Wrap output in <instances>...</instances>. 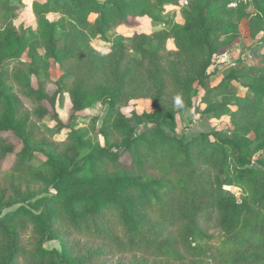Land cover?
<instances>
[{
  "label": "rangeland",
  "instance_id": "374dc122",
  "mask_svg": "<svg viewBox=\"0 0 264 264\" xmlns=\"http://www.w3.org/2000/svg\"><path fill=\"white\" fill-rule=\"evenodd\" d=\"M35 2L0 0V5L15 8L11 16L0 19V75L5 78L7 93V103L4 97L0 99V247L19 250L14 264H32L33 257L37 264L41 252L49 258L63 253L71 264H226L187 258L175 263L130 254L94 235V228L101 225L127 246L126 239L139 232L136 217L156 222V209L148 200L155 193L151 184L157 172L136 167L131 156L122 152V137L104 118L119 83L117 114L152 111L156 87L149 86L147 77L155 67L139 49L154 48L166 38L162 66L170 81L174 74L179 75L192 88V107L174 115L173 134L189 141L200 133L218 131L225 137L235 134L252 141L255 123L242 114L255 111L259 104L237 100L247 96L245 85L252 79H264V5L245 3L228 8V0H177V5L166 8L165 23L148 17L136 18L132 25L114 22L106 39L100 40L65 14L37 17ZM203 21L209 29L207 39L216 50L207 68L210 76L201 88L198 75L207 54L200 46L205 37L199 29ZM182 26L189 28L181 34L184 42L198 46L200 53L193 58L183 55L169 35L174 27ZM49 27L57 45L54 58L44 48ZM73 30L87 33L83 40L86 49L69 60L63 57L70 43L63 34ZM14 42L21 43L18 53L1 59ZM125 70L123 84L119 79ZM14 74L29 78V88L36 91L40 86V92L27 96ZM224 77L230 80V94L223 101L235 116L215 117L206 110L222 100L208 103L204 95ZM172 90L168 88L166 101H171ZM149 128L141 125L136 133ZM104 150L116 155L129 170L99 162ZM250 156L253 166H264V144L253 141ZM20 162L26 163L24 171L15 172L13 168ZM121 178L127 181L122 183L123 189L112 188ZM132 183L140 187L138 194L132 191ZM224 190L236 198L241 194L234 187ZM83 200H103V206L95 211L97 207L85 206ZM206 231L207 242L219 245L222 233L215 224L206 226ZM174 236L172 232L170 238Z\"/></svg>",
  "mask_w": 264,
  "mask_h": 264
},
{
  "label": "trees",
  "instance_id": "16d2710c",
  "mask_svg": "<svg viewBox=\"0 0 264 264\" xmlns=\"http://www.w3.org/2000/svg\"><path fill=\"white\" fill-rule=\"evenodd\" d=\"M253 3L264 5L263 2ZM175 5L177 0H36L33 12L37 17L65 14L86 27L93 37L105 40L114 22L132 25L136 18L148 17L153 22L165 23L163 14L166 8ZM14 9L8 4H1L0 19L4 15L11 16ZM206 16L205 14L204 21L207 20ZM204 21L199 25L205 36L202 37L200 46L207 52L203 56L204 65L198 75L201 88L204 87L205 79L210 76L207 68L211 64L212 53L216 50L214 43L207 39L209 29ZM49 28V32L44 35V48L54 58L57 45L54 30ZM188 30L186 26L174 27L169 35L174 38L175 47L183 55L193 58L196 53H200L198 46L184 42L181 37L182 32ZM64 35L70 43L63 57L70 60L85 53L83 40L87 33L73 30ZM166 41V38H162L154 48L142 46L139 49L142 57L150 59L155 67L154 72L147 77L149 86L153 84L156 87L152 111L141 114L132 112L126 116L117 114L115 105L119 102V88L122 86L119 83L111 96L104 118L122 137V152L131 156L136 167L157 172L156 180L151 184L155 193L148 200L156 209V222L148 223L144 216L136 217L139 220V232L126 239L127 246H122L101 225L94 228V235L101 241H111L119 251L126 249L130 254L175 263L187 258L191 261H226V264H264V166H253L250 156L253 141L264 144V79H252L245 85L247 96L237 100L238 103L255 101L259 104L255 111L247 110L242 114V117L255 123L252 141L235 134L225 137L218 131L200 133L189 141L177 138L173 134L174 115L191 109L192 88L179 75L174 74L170 81L169 74L162 66L165 62ZM20 49L21 43L14 42L1 59L11 57ZM127 73L125 70L119 82L125 83ZM262 73L264 75V71ZM21 76L14 74L13 79L20 84L23 93L26 91L27 96H35L40 92V86L33 91L29 88V78ZM4 79L0 75V99L7 94L3 87ZM228 82L229 78L224 77L216 87L206 91L204 100L208 103L222 100L208 108L206 113L215 117L228 113L235 116L223 101L230 94ZM168 88L173 89L171 103L165 100ZM3 99L7 103L5 97ZM141 125H149L150 128L137 134L136 129ZM103 152L99 156V162L109 163L117 170H129L109 150ZM24 166L26 163L20 162L13 169L15 172L24 171ZM45 166L46 164L42 168ZM126 182L121 178L112 188L123 189L122 183ZM132 185V191L138 194L140 187L134 183ZM225 187L239 189V198L227 195ZM102 203L103 200H83L85 206L97 207L95 211L103 206ZM210 224H215L222 233V241L217 246L207 242L209 236L206 226ZM172 232L175 236L170 238ZM18 254L19 250L15 247H0V264H14ZM37 257V264H71L63 253L49 258L41 252ZM33 259L30 261L32 264Z\"/></svg>",
  "mask_w": 264,
  "mask_h": 264
},
{
  "label": "built area",
  "instance_id": "2783aa9c",
  "mask_svg": "<svg viewBox=\"0 0 264 264\" xmlns=\"http://www.w3.org/2000/svg\"><path fill=\"white\" fill-rule=\"evenodd\" d=\"M253 2H263L264 0H230L228 8H236L239 4L253 3Z\"/></svg>",
  "mask_w": 264,
  "mask_h": 264
}]
</instances>
